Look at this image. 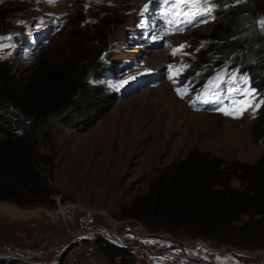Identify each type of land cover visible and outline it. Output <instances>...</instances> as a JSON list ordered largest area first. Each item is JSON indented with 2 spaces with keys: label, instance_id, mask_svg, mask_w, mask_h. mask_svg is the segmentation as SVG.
Returning <instances> with one entry per match:
<instances>
[{
  "label": "rangeland",
  "instance_id": "rangeland-1",
  "mask_svg": "<svg viewBox=\"0 0 264 264\" xmlns=\"http://www.w3.org/2000/svg\"><path fill=\"white\" fill-rule=\"evenodd\" d=\"M148 1L0 0V33H8L0 38V62L7 72L16 75L36 65L58 64L70 52L81 56V43L99 33L102 44L94 54L88 51L83 75L115 97L83 131L52 122V115L45 118L40 128L49 122L50 126L48 139L37 145L43 155L38 171L45 173L55 190L50 194L52 204L56 200L76 204L67 214L54 215L43 210L47 206L41 203L0 199V256L36 264H55L59 257L64 264H118L117 258H108L92 241L99 235L114 244L121 245V240L131 249L135 264H264V246L258 241L244 246L223 237L189 234L191 228L174 236L129 217V201L171 159L200 149L225 159L253 162L264 148L254 135L253 123L259 114L254 89L235 67L226 69L216 60L213 44L219 21L213 11L217 0H210L211 15L203 18L207 22L170 34L152 49L136 42V21ZM262 1L254 0L251 16L240 7L243 0L222 4L236 11L238 32L247 43L258 40L254 18L264 13ZM259 53L252 48L254 60L264 66ZM158 55L163 59L160 71L150 68ZM206 60L213 67L196 76ZM100 64L111 73L104 69L101 73ZM156 72L157 80L136 81ZM185 85L182 98L176 89ZM229 90L233 99L228 98ZM217 98H222V105L214 103ZM221 106L241 114L224 115L215 110ZM84 210L92 217V225L79 233L77 216Z\"/></svg>",
  "mask_w": 264,
  "mask_h": 264
},
{
  "label": "trees",
  "instance_id": "trees-1",
  "mask_svg": "<svg viewBox=\"0 0 264 264\" xmlns=\"http://www.w3.org/2000/svg\"><path fill=\"white\" fill-rule=\"evenodd\" d=\"M225 1L217 0L213 11L219 21L217 40L213 44L217 63L226 69L235 67L254 89V99L262 101L264 66L259 65L251 53L255 47L264 57V36L255 30L258 40L254 44L247 43L238 32L236 11L225 9L222 5ZM253 3L254 0H243L240 7L251 16ZM100 40V34L93 33L81 43V56L70 52L58 64L36 65L30 72L15 75L7 72L0 62V132L3 135L0 199L18 204L52 205L50 194L55 190L45 173L38 171L43 155L37 146L48 139L50 122L43 129L40 125L52 115V122L83 131L101 117L115 99L114 93L89 82L83 75V61L88 51L97 52L102 44ZM99 67L101 73L103 69L105 73L110 71L105 65ZM212 67L209 60L204 61L196 76ZM258 112L253 123L254 135L264 146V104ZM128 206L129 217L174 236L191 228L189 234L192 235L197 232L205 238L223 237L244 246L255 240L264 246V148L253 162L225 159L191 149L162 166L147 188L135 194ZM92 241L97 242L98 249L108 258H117L118 264H135L129 247L114 244L99 235ZM0 264L36 263L0 256ZM55 264H64V261L59 257Z\"/></svg>",
  "mask_w": 264,
  "mask_h": 264
},
{
  "label": "snow or ice",
  "instance_id": "snow-or-ice-1",
  "mask_svg": "<svg viewBox=\"0 0 264 264\" xmlns=\"http://www.w3.org/2000/svg\"><path fill=\"white\" fill-rule=\"evenodd\" d=\"M51 2V0H50ZM165 3H168L169 0H164ZM172 7L177 8L180 10V14L183 17L181 20V23L187 24V25H197L199 23H205L207 22L206 19H201V17H210L211 12H212V7L210 0H203V3L201 4L200 0H182L181 3H177V0H171ZM147 8V5L145 6ZM261 26L264 27V21H261ZM182 28L177 27V31H182ZM184 45L180 46V49H174L173 50V55L176 54L177 51H180ZM184 67H187L186 65ZM177 74H179V70H177ZM187 90V85H185L184 88H177L176 91L178 95H181L183 98L185 92ZM247 93V89L244 90ZM229 99H233L231 95V90H229ZM197 99H201V97H197ZM203 103H209L210 101L208 100H203ZM195 101H193V104ZM214 103L216 104H223L222 98H217ZM249 104H251V101H249ZM261 104H264V100L259 101L256 104V107H260ZM217 111H223L224 115H232L234 117L238 116L241 114V111H230L226 110L223 106L220 108L215 109Z\"/></svg>",
  "mask_w": 264,
  "mask_h": 264
},
{
  "label": "built area",
  "instance_id": "built-area-1",
  "mask_svg": "<svg viewBox=\"0 0 264 264\" xmlns=\"http://www.w3.org/2000/svg\"><path fill=\"white\" fill-rule=\"evenodd\" d=\"M56 204H52L50 206H47L46 208L43 207L42 209L45 210L46 212H48L49 214H60V215H65L68 212H70V210L75 206V202L70 201V200H62V201H55ZM89 212L87 210H84L83 212H81L78 216H77V223H78V227L76 228L77 231L80 232H84L85 230H87L88 228H90L91 221H92V217L88 214ZM99 231H94V232H100Z\"/></svg>",
  "mask_w": 264,
  "mask_h": 264
},
{
  "label": "water",
  "instance_id": "water-1",
  "mask_svg": "<svg viewBox=\"0 0 264 264\" xmlns=\"http://www.w3.org/2000/svg\"><path fill=\"white\" fill-rule=\"evenodd\" d=\"M255 20V27L257 28V30L264 36V27L261 26V21H264V13H259L255 16L254 18ZM8 36V33H0V38H6ZM99 58L102 59V52L99 55ZM93 231H99V228H94L92 229ZM119 243L123 246H125V244L122 243L121 240H119ZM141 248H143L144 250H146L147 252H152L150 251L147 246H140ZM186 257V256H185Z\"/></svg>",
  "mask_w": 264,
  "mask_h": 264
},
{
  "label": "bare ground",
  "instance_id": "bare-ground-1",
  "mask_svg": "<svg viewBox=\"0 0 264 264\" xmlns=\"http://www.w3.org/2000/svg\"><path fill=\"white\" fill-rule=\"evenodd\" d=\"M139 2H145V1H147V0H138ZM146 8V7H145ZM182 32V31H181ZM159 56V55H158ZM162 58V56H159L157 59H154V61L153 62H151V65H150V68L151 69H154V70H159L160 71V69H161V67H162V60L163 59H161ZM104 230H106V229H103V231ZM106 232H108L110 235H114V233H113V231L112 230H108V231H106Z\"/></svg>",
  "mask_w": 264,
  "mask_h": 264
}]
</instances>
